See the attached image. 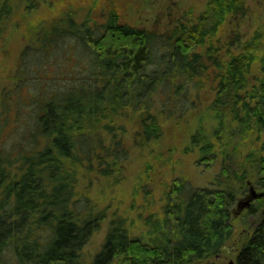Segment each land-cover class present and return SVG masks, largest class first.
<instances>
[{"label": "trees", "instance_id": "obj_1", "mask_svg": "<svg viewBox=\"0 0 264 264\" xmlns=\"http://www.w3.org/2000/svg\"><path fill=\"white\" fill-rule=\"evenodd\" d=\"M12 5L0 0V38ZM249 15L244 0H209L195 22L172 19L165 31L126 23L115 9L102 23L89 15L80 24L69 13L42 29L37 40L44 48L75 39L87 68L67 88L34 98L32 131L16 151L0 148V264H200L218 258L235 237L237 199L252 183L241 165L256 166L264 190V45L260 35L247 41L235 35L225 51L217 37L228 17ZM255 65L262 75L253 74ZM210 90L208 109L217 126L210 134L201 122L190 139L200 164L212 166L223 155L216 186L176 180L162 216L144 221L149 227L156 219L153 233L135 236L127 220L115 216L101 251L89 259L85 248L106 216L78 197L81 174L121 171L130 155L127 124L144 149L163 137V118L180 120L201 109ZM1 106L0 138L11 112L0 97ZM228 130L257 133L259 148L245 163L220 142ZM236 261L264 264V218Z\"/></svg>", "mask_w": 264, "mask_h": 264}, {"label": "rangeland", "instance_id": "obj_2", "mask_svg": "<svg viewBox=\"0 0 264 264\" xmlns=\"http://www.w3.org/2000/svg\"><path fill=\"white\" fill-rule=\"evenodd\" d=\"M12 14L0 38V97L9 106L10 123L0 138V148L6 152L19 149L23 135L34 127L36 104L34 98L52 90L65 89L85 72V52L73 38H64L56 48H44L38 42L42 29L71 13L79 23L90 15L98 23L106 20L115 9L122 20L138 27L167 29L174 19L196 21L206 10L209 0H11ZM250 15L245 18L228 17L217 34L218 40L227 41L240 35L244 41L261 37L264 45V0H244ZM33 2V3H32ZM32 3V4H31ZM35 3V6L33 4ZM31 4V5H30ZM33 6V7H32ZM35 8V9H34ZM60 22V21H59ZM227 47L226 50L227 51ZM264 52V47L260 54ZM259 65L253 74L262 75ZM212 84V83H211ZM213 87V85H209ZM208 86V87H209ZM215 87V86H214ZM214 93H204L201 109L189 111L182 119L170 121L163 118L165 133L160 141L142 149L134 142L136 132L132 124L126 135L130 150L129 159L121 171L113 176L82 173L78 187L79 198H89L100 211H105L106 220L89 240L85 254L92 259L98 254L108 232L110 222L124 217L133 235L144 231L153 233L156 219L147 227L145 220L151 214L162 216L166 205V191L178 179L189 182L191 187H215L221 171L223 155L206 166L198 163L200 153L191 146L193 133L201 122L212 134L217 121L208 106ZM2 100V99H1ZM3 111V112H2ZM0 117L6 113L0 107ZM167 121V122H166ZM223 135L222 142L229 153H235L239 163L248 161L250 152L257 151V133L244 137L232 130ZM221 143V144H222ZM188 149H190L188 151ZM221 153V150L218 149ZM249 173V186L241 194L234 207L235 237L223 249L218 258L200 264H228L237 259L240 250L252 236L254 229L264 218V197L251 208L239 211V203L246 200L249 189L258 193L264 190L257 185L255 165H241ZM247 209V210H246Z\"/></svg>", "mask_w": 264, "mask_h": 264}, {"label": "water", "instance_id": "obj_3", "mask_svg": "<svg viewBox=\"0 0 264 264\" xmlns=\"http://www.w3.org/2000/svg\"><path fill=\"white\" fill-rule=\"evenodd\" d=\"M254 190V189H252ZM253 198H257V197H264V192L263 193H260V194H257L256 192H254V195L252 196ZM251 200L252 198H247L246 200L242 201L239 203L238 207H239V211L245 209V208H248L251 204ZM236 213V212H235ZM228 264H239L237 261L235 260H231Z\"/></svg>", "mask_w": 264, "mask_h": 264}, {"label": "flooded vegetation", "instance_id": "obj_4", "mask_svg": "<svg viewBox=\"0 0 264 264\" xmlns=\"http://www.w3.org/2000/svg\"><path fill=\"white\" fill-rule=\"evenodd\" d=\"M85 20V19H84ZM83 20V21H84ZM83 21H81V23L83 22ZM80 23V24H81ZM254 192H256L255 190H252V189H249V191H248V195H247V198H252V200H251V204H250V206L248 207V209L249 208H251L252 206H253V204L255 203V202H257L259 199H260V197H257V198H253L252 196L254 195ZM257 194H260V193H258V192H256ZM246 198V199H247ZM247 210V209H246Z\"/></svg>", "mask_w": 264, "mask_h": 264}]
</instances>
